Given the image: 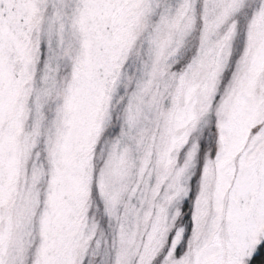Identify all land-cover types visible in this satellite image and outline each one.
Returning <instances> with one entry per match:
<instances>
[{
    "label": "snow or ice",
    "instance_id": "obj_1",
    "mask_svg": "<svg viewBox=\"0 0 264 264\" xmlns=\"http://www.w3.org/2000/svg\"><path fill=\"white\" fill-rule=\"evenodd\" d=\"M0 264H264V0H0Z\"/></svg>",
    "mask_w": 264,
    "mask_h": 264
}]
</instances>
